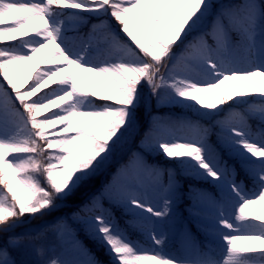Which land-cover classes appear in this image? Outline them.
<instances>
[{
	"label": "snow or ice",
	"instance_id": "6c2138e0",
	"mask_svg": "<svg viewBox=\"0 0 264 264\" xmlns=\"http://www.w3.org/2000/svg\"><path fill=\"white\" fill-rule=\"evenodd\" d=\"M257 204L264 0H0V264H264Z\"/></svg>",
	"mask_w": 264,
	"mask_h": 264
},
{
	"label": "trees",
	"instance_id": "16d2710c",
	"mask_svg": "<svg viewBox=\"0 0 264 264\" xmlns=\"http://www.w3.org/2000/svg\"><path fill=\"white\" fill-rule=\"evenodd\" d=\"M37 66L38 65H35L32 67V65H30V63H28V65L26 66V68L24 70V79H27L29 74L32 73L33 69L37 68ZM230 84H231L230 81H226L225 85L222 87L227 88V87H229ZM21 85H22V87L24 86L23 81H21ZM185 113H186V110L180 106H177L175 108H166L163 110H151L149 113H148V108H143L140 112L141 125L143 128H147L148 122L151 118V115L173 114L175 116H180V115H184ZM187 114L189 116H192L193 119H195V116L192 113H187ZM178 134H190V133L188 132V130H185L184 132L178 133ZM211 140L213 143H215V141H216L215 135L212 136ZM158 160L161 164H164V165H169L171 163L170 161H166L164 156H162V155L158 157ZM107 179H110V175L108 173H105L103 175L98 176L97 178L92 180L89 184L81 187L80 190L76 193V195L73 196L68 201L67 207L62 208L58 212H53L50 216H45L42 218L38 217L36 219H33V220H31L30 225H25L24 227H36V226L42 224L46 220H50L56 216L63 215L65 213H69V212L75 210V208L78 205H80L83 201H85ZM181 182L183 183V179L181 180ZM21 192H23V190H21ZM19 230H23V229H19ZM81 239L84 241L85 245L87 247H89L90 249H92V251L95 252L96 255L101 260L107 259L103 249L98 248L90 239L85 237L83 232H81ZM200 239H203V237H201ZM213 248H214V250L218 249V245L214 241H213ZM165 251L167 253H172V254H177V255H183V253H184L183 251H181L180 245L176 240H171L169 242L168 248Z\"/></svg>",
	"mask_w": 264,
	"mask_h": 264
},
{
	"label": "rangeland",
	"instance_id": "374dc122",
	"mask_svg": "<svg viewBox=\"0 0 264 264\" xmlns=\"http://www.w3.org/2000/svg\"><path fill=\"white\" fill-rule=\"evenodd\" d=\"M50 48H51V46H50ZM49 50L50 49H45L42 52L37 53L35 59L33 61L29 62L30 65H32V67L35 65H39L40 61H42L47 56ZM89 83H91V80H89ZM249 211H251L255 214H264V207H262L258 204L257 205H251ZM173 240H176L179 243L178 239H173ZM181 251H182V249H181ZM183 255H187V253H183Z\"/></svg>",
	"mask_w": 264,
	"mask_h": 264
},
{
	"label": "water",
	"instance_id": "95a60500",
	"mask_svg": "<svg viewBox=\"0 0 264 264\" xmlns=\"http://www.w3.org/2000/svg\"><path fill=\"white\" fill-rule=\"evenodd\" d=\"M149 111H150V109H149Z\"/></svg>",
	"mask_w": 264,
	"mask_h": 264
}]
</instances>
